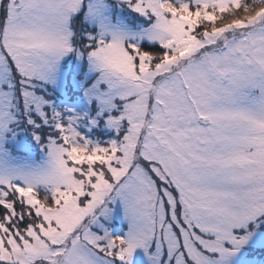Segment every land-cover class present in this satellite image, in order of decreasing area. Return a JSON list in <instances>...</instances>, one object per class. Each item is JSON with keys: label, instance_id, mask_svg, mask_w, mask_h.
I'll use <instances>...</instances> for the list:
<instances>
[{"label": "snow or ice", "instance_id": "6c2138e0", "mask_svg": "<svg viewBox=\"0 0 264 264\" xmlns=\"http://www.w3.org/2000/svg\"><path fill=\"white\" fill-rule=\"evenodd\" d=\"M261 250L264 0H0V264Z\"/></svg>", "mask_w": 264, "mask_h": 264}, {"label": "rangeland", "instance_id": "374dc122", "mask_svg": "<svg viewBox=\"0 0 264 264\" xmlns=\"http://www.w3.org/2000/svg\"><path fill=\"white\" fill-rule=\"evenodd\" d=\"M114 231H119L121 228H125L126 225H123L122 221H120L118 218L114 220ZM262 250L256 252L254 255L251 256V260L255 261V264H261L262 261H264V255H262ZM248 254L242 252L238 255V257L233 261V264H244V260L247 258ZM134 264H146L144 256L142 253L137 251V253L134 254Z\"/></svg>", "mask_w": 264, "mask_h": 264}, {"label": "trees", "instance_id": "16d2710c", "mask_svg": "<svg viewBox=\"0 0 264 264\" xmlns=\"http://www.w3.org/2000/svg\"><path fill=\"white\" fill-rule=\"evenodd\" d=\"M261 253H262V255H264V250H262V252H261Z\"/></svg>", "mask_w": 264, "mask_h": 264}]
</instances>
